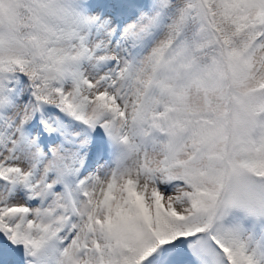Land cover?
<instances>
[{"label": "snow or ice", "instance_id": "obj_1", "mask_svg": "<svg viewBox=\"0 0 264 264\" xmlns=\"http://www.w3.org/2000/svg\"><path fill=\"white\" fill-rule=\"evenodd\" d=\"M0 264H264V0H0Z\"/></svg>", "mask_w": 264, "mask_h": 264}]
</instances>
